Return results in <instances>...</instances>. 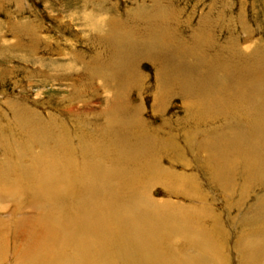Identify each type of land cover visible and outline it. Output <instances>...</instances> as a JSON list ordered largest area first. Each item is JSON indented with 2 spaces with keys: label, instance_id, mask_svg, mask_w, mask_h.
<instances>
[{
  "label": "rangeland",
  "instance_id": "rangeland-1",
  "mask_svg": "<svg viewBox=\"0 0 264 264\" xmlns=\"http://www.w3.org/2000/svg\"><path fill=\"white\" fill-rule=\"evenodd\" d=\"M253 110L264 112V0H0V264H83L114 220L129 239L104 260L145 252L144 234L158 240L151 258L264 264ZM138 196L156 218L121 212Z\"/></svg>",
  "mask_w": 264,
  "mask_h": 264
},
{
  "label": "bare ground",
  "instance_id": "bare-ground-1",
  "mask_svg": "<svg viewBox=\"0 0 264 264\" xmlns=\"http://www.w3.org/2000/svg\"><path fill=\"white\" fill-rule=\"evenodd\" d=\"M128 67H130V66H128ZM128 67H127V69H128ZM122 70V69H121ZM120 70V71H121ZM212 78V77H211ZM222 78V77H221ZM213 81V80H212ZM240 84V83H239ZM211 88V90H212V87H210ZM190 89H192V88H190ZM199 89V88H198ZM217 90V89H216ZM214 91V90H213ZM206 92V91H205ZM211 92V91H210ZM212 93V92H211ZM214 93V92H213ZM201 95V94H200ZM202 97H204V95H202ZM205 97H206V95H205ZM211 97V95H209V98ZM224 97H225V95H224ZM200 99H201V97H200ZM206 99H208V98H206ZM221 99V98H220ZM261 99V98H260ZM212 100V99H211ZM219 102V101H218ZM204 102H202V104H203ZM201 104V103H200ZM200 106V105H199ZM253 106V105H252ZM255 106V105H254ZM244 107V106H243ZM249 108V107H248ZM204 111H206V110H204ZM203 111V112H204ZM250 111L251 110H247V113H246V115L247 116H250V117H252V115H253V112H251V114H249L250 113ZM254 111V114L255 115H257L258 117H260V122H262L263 123V119H264V112H262L263 110H259L258 112H257V110H253ZM259 113V114H258ZM254 115V116H255ZM256 119H257V117H256ZM259 119V118H258ZM129 121V120H128ZM126 124V123H125ZM127 124H128V122H127ZM125 126V125H124ZM261 126H262V124H261ZM264 126V125H263ZM264 129V128H263ZM134 133V132H133ZM249 134V133H248ZM264 136V135H263ZM255 140V139H254ZM224 145V144H223ZM258 145V144H257ZM115 147V146H114ZM119 150H121V148L119 149V147H117V151H119ZM138 151V150H137ZM96 153V152H95ZM95 153H93L92 152V154H95ZM110 156H111V154H110ZM113 156V155H112ZM130 157H131V155H129ZM88 158H90V157H88ZM249 160V157H246V161H248ZM86 161V160H85ZM88 161V160H87ZM86 161V162H87ZM85 164H87L88 166H90L89 168H88V170H86L87 172H86V175L88 174V173H90V171L92 170V164H90V162H87V163H85ZM87 165L85 166V168L87 167ZM36 166V165H35ZM84 166V165H83ZM82 166V167H83ZM75 168H73L72 169V171L74 170ZM83 169V168H82ZM68 170V169H67ZM83 171V170H82ZM79 171L77 170V171H73L71 174H70V177H72V175L75 177V179H76V177H78V175L76 176V174L78 173ZM108 174V173H107ZM85 175V174H84ZM182 178V177H181ZM124 179V178H123ZM83 180H85V178L83 177V176H80V177H78V182H79V187H78V189L80 188V190L81 189H84V188H87V187H89V188H92V186H93V183H91L92 182V180L91 181H89L88 183H85V181H83ZM89 180V179H88ZM87 180V181H88ZM76 181V182H77ZM99 181V180H98ZM123 182V181H122ZM121 182V183H122ZM22 183V182H21ZM77 186V185H76ZM95 186V185H94ZM133 186V185H132ZM117 187V186H116ZM31 188V187H30ZM41 189V188H40ZM127 189V188H126ZM134 190H136L135 188H134ZM52 191V190H51ZM83 191V190H82ZM85 191V190H84ZM89 191V190H88ZM131 191V190H130ZM91 192V191H90ZM5 193H7V192H5ZM130 193V192H129ZM2 194H3V192H2ZM9 194H10V192H9ZM76 194V193H75ZM96 194H100V196H105L104 194H107L106 192H97ZM103 194V195H102ZM108 194H111V192H109ZM114 194V193H113ZM120 194H122V193H120ZM134 194V193H133ZM13 195V194H12ZM53 195V194H52ZM5 196H8V194L7 195H5ZM5 196H4V198H5ZM125 196V195H124ZM12 197V196H11ZM53 197V196H52ZM81 197V196H80ZM87 197V196H86ZM98 197V196H97ZM3 198V197H2ZM10 198V197H9ZM105 198L106 199H108V197H104L103 199H102V201H104V204H106L107 202L109 203H111L112 204V202L111 201H107L106 202V200H105ZM127 199L129 198V197H126ZM125 198V199H126ZM131 198V197H130ZM38 199V198H37ZM115 199V198H114ZM122 199H124V198H122ZM110 200H111V196H110ZM119 200L120 199H118L117 200V202H119ZM134 200V202L135 203H133V205L132 206H129V204L127 205V206H129V207H124V208H122V206H117V205H115V206H113V207H115L114 209H119L120 208V210H121V208L122 209H125V208H129L128 210H121V212L122 211H129L130 210V212H133V211H131V210H135V209H138V210H140V209H143V208H145L144 209V211L145 210H148V213H150L151 212V215L153 214L154 215V217L153 218H156L155 216H156V214H157V211H156V209H153L152 208V203H151V201H150V199H148L146 196H142V197H136L135 199H133ZM129 202V201H128ZM127 202V203H128ZM133 202V201H132ZM129 203H131V202H129ZM113 204H115V203H113ZM124 204L126 205V203L124 202ZM123 204V205H124ZM37 205V204H36ZM124 205V206H125ZM152 205V206H151ZM155 205V204H154ZM105 206V205H104ZM107 207V206H106ZM112 206L110 207V209H107L106 208V210H107V213H106V217L108 218V217H112L113 216V214H111L110 213V211H111V209L113 208ZM105 208V207H104ZM151 209H153V210H151ZM149 210H151L150 212H149ZM166 210V209H165ZM143 211V210H142ZM141 211V212H142ZM152 211H154V212H152ZM77 212H79V211H77ZM137 212V211H136ZM140 212V213H141ZM156 212V213H155ZM163 212V211H162ZM142 213H144V212H142ZM161 213V212H160ZM163 213H165V212H163ZM169 213V212H168ZM167 213V214H168ZM49 214V213H48ZM118 214V213H117ZM115 216H116V214H114ZM128 215V214H127ZM143 215H145V214H143ZM171 215V214H170ZM140 216H142V215H140ZM140 216H139V214H137V213H134L133 214V217H135V218H140ZM147 216L148 215H146L145 217H142L143 219H145V218H147ZM158 216H161V214H158ZM168 216V215H167ZM171 217V216H170ZM89 218V217H88ZM174 218H176L175 216H174ZM111 219V218H110ZM126 219V218H125ZM124 219V220H125ZM173 219V218H172ZM121 220V219H120ZM133 220H135V219H133ZM151 220H153V219H151ZM175 220V219H174ZM174 220H171V222H167V223H169V225H170V223L172 224L173 223V221ZM156 221V220H155ZM177 221V220H176ZM175 221V222H176ZM179 221V220H178ZM181 221V220H180ZM173 223V224H175V225H173V226H176V228L177 227H179V229H181V227L180 226H178V222L177 223ZM123 223H124V221H123ZM123 223H121V222H119L118 220H114L113 222H111V221H109V222H103V224H99V225H105L106 226V228H103V230L101 231V233H102V235H100V237L98 238V239H100V244H101V247L97 250V252L95 253V254H93V253H91V254H89L88 255V260H86V261H84L83 262V264H103V262L104 261H106V262H110V259L111 260H114V261H116V259H125V261L123 262L124 264H149V263H143L142 261H145V262H147V260H152L153 261V264H166V263H168V264H175L177 261H167L168 259H162V254H161V256L159 257V254H157L156 255V257H150L151 255H153V254H155V253H153V251H151V246L153 247V249L155 250V251H157L156 249H157V243H156V241H158V240H154V238L153 237H151L152 239H150V240H147V237L146 236H144V234L143 233H145V232H149V233H152V226H150V227H148L147 228V231H141L142 232V234H143V237H142V235H141V241L142 242H144V244H143V246L142 245H140L139 246V248L141 249L142 247H143V249H142V251H145V252H138V248L136 249V246H135V248L133 247V246H131V245H126L125 246V248H123L124 250H123V252L122 251H120L119 253H118V255H116V252H115V254H114V256L112 257V258H109V261L108 260H104L103 258H101V256L100 255H104L105 257H107L108 256V254L114 249V248H116V245H114V243L115 242H122V241H124V240H126V239H129V238H126V239H123V234H121L120 232H121V229H124L123 227H121V224H123ZM147 224V223H146ZM182 224V223H181ZM142 225V224H141ZM162 226V225H161ZM172 226V227H173ZM182 226H184L185 227V230H189L188 228L186 229V225H184V224H182ZM136 227V226H135ZM145 227V226H144ZM99 228V227H98ZM137 228V227H136ZM81 229H83V228H81ZM97 229V228H96ZM119 229V230H118ZM128 229H130V228H128L127 226H126V228L124 229V230H127L128 231ZM143 229V228H142ZM141 229V230H142ZM154 229V228H153ZM167 229V228H166ZM99 230V229H98ZM144 230V229H143ZM163 231V230H162ZM166 231H168V230H166ZM177 231V230H176ZM183 231V230H182ZM186 231V232H187ZM68 232V231H67ZM93 232V231H92ZM117 232H119V234H117V235H115ZM129 233V232H128ZM148 233V234H149ZM153 233H155V231H153ZM172 233V232H171ZM91 234V233H90ZM139 234V233H138ZM174 234H176V233H174ZM178 234V233H177ZM180 234V233H179ZM182 235H184L183 233H181ZM92 235V234H91ZM152 235V234H151ZM156 235H157V232H156ZM88 236H90L89 234H88ZM150 236V235H149ZM148 236V237H149ZM93 237H95V235L93 236ZM90 238H92V236L90 237ZM262 239L261 240H263L264 241V236H262L261 237ZM69 239V238H68ZM138 240V239H137ZM86 241V240H85ZM147 241L148 242H150V244H148L147 243ZM257 241V240H256ZM88 242V241H87ZM141 244V243H140ZM171 244V243H170ZM252 244H253V242H252ZM257 244H258V242H257ZM262 244V243H261ZM84 246V245H83ZM89 246V245H88ZM88 246H86V247H88ZM160 246V245H159ZM86 247H84L83 249H87ZM119 247V246H118ZM255 247V246H254ZM121 248V247H120ZM162 248V247H161ZM258 247H256L255 249H257ZM152 249V250H153ZM160 249V248H159ZM254 249V250H255ZM259 249H260V252H259ZM259 249H257L258 251V253H259V255H262V253L264 254V248L263 249H261V248H259ZM137 250V251H136ZM163 250V249H162ZM110 251V252H109ZM118 251V250H117ZM154 251V252H155ZM160 251V250H159ZM114 251H112L111 253H113ZM85 253H86V250H85ZM144 253H146V255H144ZM166 253V252H165ZM133 254H134V257H135V259L132 257L133 256ZM248 254H250L249 252H248ZM252 255V254H251ZM251 255H247L248 257H250ZM254 255V254H253ZM112 256V255H111ZM73 257V256H72ZM262 258H264V257H262ZM75 259V258H74ZM80 259H82V258H80ZM143 259H146V260H143ZM251 259V258H250ZM198 260H200L199 258H198ZM78 261V260H77ZM179 261V260H178ZM118 262V261H117ZM122 262V261H121ZM73 263V262H72ZM81 263V262H80ZM108 264V263H107ZM152 264V263H151Z\"/></svg>",
  "mask_w": 264,
  "mask_h": 264
}]
</instances>
